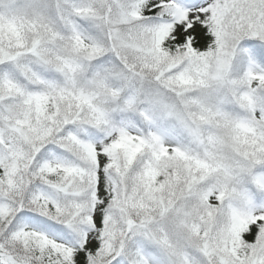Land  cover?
Segmentation results:
<instances>
[{
  "label": "snow or ice",
  "instance_id": "6c2138e0",
  "mask_svg": "<svg viewBox=\"0 0 264 264\" xmlns=\"http://www.w3.org/2000/svg\"><path fill=\"white\" fill-rule=\"evenodd\" d=\"M0 264H264V0H0Z\"/></svg>",
  "mask_w": 264,
  "mask_h": 264
}]
</instances>
